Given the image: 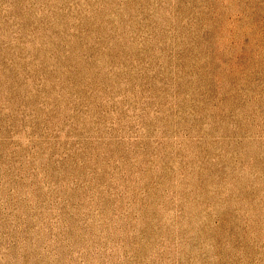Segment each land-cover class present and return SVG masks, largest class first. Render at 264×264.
Returning <instances> with one entry per match:
<instances>
[{
	"label": "rangeland",
	"instance_id": "rangeland-1",
	"mask_svg": "<svg viewBox=\"0 0 264 264\" xmlns=\"http://www.w3.org/2000/svg\"><path fill=\"white\" fill-rule=\"evenodd\" d=\"M0 264H264V0H0Z\"/></svg>",
	"mask_w": 264,
	"mask_h": 264
}]
</instances>
